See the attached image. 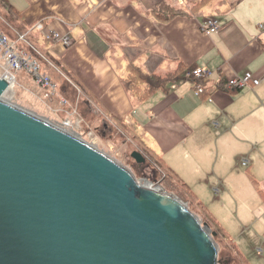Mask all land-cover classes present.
I'll use <instances>...</instances> for the list:
<instances>
[{
	"label": "crops",
	"instance_id": "crops-1",
	"mask_svg": "<svg viewBox=\"0 0 264 264\" xmlns=\"http://www.w3.org/2000/svg\"><path fill=\"white\" fill-rule=\"evenodd\" d=\"M0 1L22 13L21 20L4 13L10 18L4 28L52 76L57 96L52 102L60 98L61 105H84V116L74 118L68 108L63 118L82 123L88 111L93 119H102L103 128H120L123 122L189 186L192 200L226 237L229 232L211 204L230 199L264 206V0ZM161 2L190 15L163 21L152 13ZM209 17L219 20L218 32H203ZM41 19L50 28L69 32L74 43L54 44L41 30L43 36L33 30L19 39ZM133 65L162 76L183 65L208 68L213 72L207 83L211 95L196 94L194 82L181 78L139 101L126 84ZM247 71L261 79L258 85L216 89ZM23 81L16 83L30 85ZM60 109L65 112L64 105ZM243 158L249 162L244 167ZM255 212L262 216L264 208Z\"/></svg>",
	"mask_w": 264,
	"mask_h": 264
},
{
	"label": "water",
	"instance_id": "water-1",
	"mask_svg": "<svg viewBox=\"0 0 264 264\" xmlns=\"http://www.w3.org/2000/svg\"><path fill=\"white\" fill-rule=\"evenodd\" d=\"M11 89L0 77V264H218L207 224L178 196L6 101Z\"/></svg>",
	"mask_w": 264,
	"mask_h": 264
},
{
	"label": "rangeland",
	"instance_id": "rangeland-1",
	"mask_svg": "<svg viewBox=\"0 0 264 264\" xmlns=\"http://www.w3.org/2000/svg\"><path fill=\"white\" fill-rule=\"evenodd\" d=\"M215 1L216 0H213L212 2ZM4 13L14 15L10 8L7 7L6 3L0 1V28L10 36L4 28V24L9 25L8 21L10 18L7 19V16L9 15ZM15 19L20 20L17 16H15ZM38 22L45 23V20L41 19ZM33 30L38 33L41 32L37 28L32 27L26 31H29V35ZM48 75L53 81L52 76L50 74ZM138 75V73H135L134 75L136 78L134 79V84L132 83L133 90H137L138 88L141 90V88H143L142 78H138ZM21 79H24L25 81L23 82L30 85H26L27 87H21L15 83L14 86H12L11 91L9 90V92L6 93L4 98L6 101L16 104L37 116L45 118L50 122L58 124L68 131L79 135L130 169L136 175L138 180L143 182L147 181L146 184L151 187L153 186L156 188V186H158L159 189L162 188L164 191L178 196L184 203H186L190 210L196 214L202 224H207L208 229L214 236L217 244L218 264H264V214L260 216L255 212L258 206H261L262 209L264 208L261 201H258L257 203L253 201L236 203L230 199H224L219 202L215 201V204L210 205L212 207L211 210L217 214L219 221L228 230L229 233L227 236L231 238L230 241L228 237L223 234L222 230L219 229L217 224L208 216L205 209L192 200V195L182 187L181 183L178 182V179L171 174L156 157L148 152L141 137L131 130V128H128L127 126L116 128L112 124L111 127L108 126L103 128L102 119L97 118L96 116L95 119H93V113L88 111L85 112V118L88 119H84L82 123H79L78 127L74 128L76 123L73 122V119L63 117L68 116L66 114L68 108L70 110L67 112H72L74 118L80 117L83 115L81 111V109L84 108L83 104H80V109L77 104L73 108L70 107L69 104H62L65 108L64 112V110L60 109V106L62 107L61 103H63L62 100L60 103V98H56L58 102H52V98H46V91L39 85L38 86L41 90L37 91L38 87L34 84L36 83L35 79L25 70L17 72L18 82ZM76 95H73L75 100L77 97ZM53 97L57 96L53 95ZM34 108L41 109L37 111ZM75 109L77 110V115H75ZM68 122L72 123L73 127L70 128L66 125ZM134 150L142 152L143 156L146 158V162H137L132 156ZM249 186L252 192H254L251 185Z\"/></svg>",
	"mask_w": 264,
	"mask_h": 264
},
{
	"label": "built area",
	"instance_id": "built-area-1",
	"mask_svg": "<svg viewBox=\"0 0 264 264\" xmlns=\"http://www.w3.org/2000/svg\"><path fill=\"white\" fill-rule=\"evenodd\" d=\"M263 26L264 25H261L262 28ZM33 28L44 31L46 39L54 44H61L67 47L74 43V39L69 32H61L50 28L43 22H37ZM220 29L221 24L219 20L214 17L207 18L202 24V30L206 34L218 32ZM28 33L29 31L24 32L19 36V39L25 40ZM23 70L29 73L35 79V82L46 91V98L51 99L53 97L56 85L51 80L50 76L42 71L41 64L26 50L20 49L18 47V41L13 40L0 28V77L7 79L8 82L14 86L17 81V72ZM186 75L192 76L198 80H209L213 72L208 68L196 66L186 72ZM260 81L261 79L259 77L247 71L243 75H236L227 80L226 86L234 90L243 89L258 85ZM195 91L198 95L204 92L202 86L195 88ZM66 125L70 128L73 127L70 122L66 123ZM242 164L243 166H247L249 164L248 159L243 158Z\"/></svg>",
	"mask_w": 264,
	"mask_h": 264
},
{
	"label": "trees",
	"instance_id": "trees-1",
	"mask_svg": "<svg viewBox=\"0 0 264 264\" xmlns=\"http://www.w3.org/2000/svg\"><path fill=\"white\" fill-rule=\"evenodd\" d=\"M210 1L211 0H203V3L208 4ZM201 4L202 3H200L198 6H196V8L199 9ZM9 8L15 16H17L20 20L22 19V13L20 11L15 10V8L13 6H9ZM152 13L154 14V16H156L157 18H159L163 21H169L170 19H172L178 15H190V13L187 10H185L184 8L176 6V5L174 6L173 4L165 3V2H161V3L157 4L152 9ZM130 67L132 69L130 70V74L126 78V84L129 87L132 94L134 96H136L139 101H145L146 99H148L151 96L152 93H154L158 90L167 89L168 85H170L171 83H174L175 81H178L181 78H185V79H188V80H191L192 82H194L195 88H197L198 86H202L203 91H204L202 93V95L205 94L208 97L211 95V92H209L210 88L207 87L208 86L207 83L209 80H205V79L198 80V79L193 78L192 76H187L186 72H188L190 70V68H188L187 66L186 67L184 65H183V67L180 66L179 70H177L175 72H171V73L167 74L166 76H162L161 74L146 73L142 69L137 68L134 65L130 66ZM135 73L139 74L138 78H142L143 88H141V90H139V88L137 90L132 89V83L134 82V79L136 78L134 76ZM222 83L224 85L223 86H221V85L216 86V89H227L229 91V89L226 88L227 87L226 86L227 80H224ZM233 90L234 89H230V91H233ZM120 123H121V126H124V127L126 126L123 124V122L120 121ZM142 142L146 146L145 142L144 141H142ZM146 148H147L148 152L150 154H152L154 157H156L157 160L159 161V159L156 156V154L154 153V151L149 149L147 146H146ZM165 168L178 179V182L181 183L182 187L185 188L188 191V193H190L191 195L194 194L191 191V189L189 188V186L186 183H184V181L180 180V178L176 175V173L171 168H169L168 166H165ZM200 207H202V206H200ZM202 208H204V207H202Z\"/></svg>",
	"mask_w": 264,
	"mask_h": 264
},
{
	"label": "bare ground",
	"instance_id": "bare-ground-1",
	"mask_svg": "<svg viewBox=\"0 0 264 264\" xmlns=\"http://www.w3.org/2000/svg\"><path fill=\"white\" fill-rule=\"evenodd\" d=\"M5 95H6V94H5ZM5 95H4V98H5ZM78 126H79V123H76L75 126H74V128H75V127H78ZM146 185H147V186H150V185H148V184H146ZM157 188H158V187H157ZM159 190L162 191L161 189H159Z\"/></svg>",
	"mask_w": 264,
	"mask_h": 264
}]
</instances>
